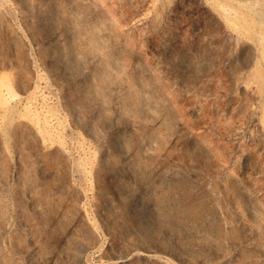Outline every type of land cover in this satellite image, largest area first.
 I'll return each instance as SVG.
<instances>
[{"label": "rangeland", "instance_id": "obj_1", "mask_svg": "<svg viewBox=\"0 0 264 264\" xmlns=\"http://www.w3.org/2000/svg\"><path fill=\"white\" fill-rule=\"evenodd\" d=\"M0 264H264V0H0Z\"/></svg>", "mask_w": 264, "mask_h": 264}]
</instances>
